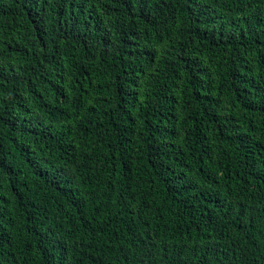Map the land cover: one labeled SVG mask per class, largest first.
Here are the masks:
<instances>
[{
    "label": "trees",
    "instance_id": "obj_1",
    "mask_svg": "<svg viewBox=\"0 0 264 264\" xmlns=\"http://www.w3.org/2000/svg\"><path fill=\"white\" fill-rule=\"evenodd\" d=\"M0 264H264V0H0Z\"/></svg>",
    "mask_w": 264,
    "mask_h": 264
}]
</instances>
